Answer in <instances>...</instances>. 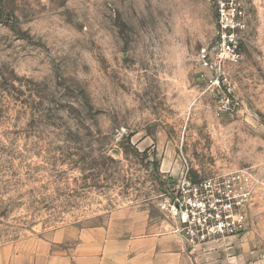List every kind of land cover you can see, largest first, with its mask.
<instances>
[{"label": "rangeland", "instance_id": "rangeland-1", "mask_svg": "<svg viewBox=\"0 0 264 264\" xmlns=\"http://www.w3.org/2000/svg\"><path fill=\"white\" fill-rule=\"evenodd\" d=\"M241 172L264 264V0H0V248Z\"/></svg>", "mask_w": 264, "mask_h": 264}, {"label": "crops", "instance_id": "crops-1", "mask_svg": "<svg viewBox=\"0 0 264 264\" xmlns=\"http://www.w3.org/2000/svg\"><path fill=\"white\" fill-rule=\"evenodd\" d=\"M242 236L193 253L170 214L154 218L128 208L113 212L103 226L1 247L0 264H251L238 246Z\"/></svg>", "mask_w": 264, "mask_h": 264}, {"label": "built area", "instance_id": "built-area-1", "mask_svg": "<svg viewBox=\"0 0 264 264\" xmlns=\"http://www.w3.org/2000/svg\"><path fill=\"white\" fill-rule=\"evenodd\" d=\"M221 14L225 16L223 10ZM236 29L226 27L223 32L230 38ZM231 45L230 55L237 61L238 55ZM227 90L232 91L230 87ZM220 110L232 111L230 102H224ZM252 187V175L248 172L206 179L183 187L174 201H164L161 207L177 221L178 233L196 253L210 243L236 238L248 231Z\"/></svg>", "mask_w": 264, "mask_h": 264}]
</instances>
